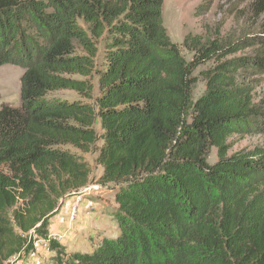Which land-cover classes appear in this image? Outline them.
<instances>
[{"label":"trees","instance_id":"trees-1","mask_svg":"<svg viewBox=\"0 0 264 264\" xmlns=\"http://www.w3.org/2000/svg\"><path fill=\"white\" fill-rule=\"evenodd\" d=\"M162 5L0 0V66L24 70L20 105L0 107V264L29 253L89 186L87 154L114 193L118 234L89 253L51 240L49 264H264V150L229 155L230 137L264 134V108L238 81L242 70L264 78V0L250 4L255 34L186 35L189 64ZM210 63L193 102L192 73Z\"/></svg>","mask_w":264,"mask_h":264},{"label":"rangeland","instance_id":"rangeland-1","mask_svg":"<svg viewBox=\"0 0 264 264\" xmlns=\"http://www.w3.org/2000/svg\"><path fill=\"white\" fill-rule=\"evenodd\" d=\"M209 10L203 12L206 6L210 3ZM252 0L241 2L239 0H163L162 5V21L163 26L167 31V34L172 43L177 44L179 47L181 56L184 58L185 62L189 64L192 61V54L182 47L183 39L186 35H198L203 39H214V37L219 34V38L224 39L228 36L233 37L234 40H239L240 38H245L247 35L255 34L258 31V24L260 19L256 18L252 11L250 10V4ZM197 13V15H196ZM97 48L99 53H101L103 46L102 42L97 43ZM251 49H248L242 53L237 54V56L249 55ZM211 63L205 66H200L194 69L192 76L195 78V85L192 90V101L195 102L199 97H201L205 92V81L203 80L201 73L211 67ZM23 68L14 65H3L0 66V107L2 105H10L12 107H18L20 105L19 92H20V77L23 73ZM239 83L244 82L245 85H250L253 88V102L260 108H264V78L253 76L250 72H244V70L238 73ZM92 83L95 87L94 97L98 95L97 81L94 78ZM57 98L59 99H75L76 95L70 92L58 93ZM96 131L99 132V126L96 124ZM229 143L232 148L229 151V155L236 153L241 150L252 151L254 149L264 150V134H249L244 137L232 136L229 139ZM96 154H87L83 156V159L89 164L91 169V181L89 185H99V190H92L91 194L83 195L80 201L77 203L78 194L72 196L71 198L62 201L61 208L59 212L54 216L58 220L61 218L60 212L63 207L66 206V202L72 201V206L68 207L67 219L65 224V232L67 234L73 233V229H77L80 226V235L82 241L95 242L98 240L100 235H95L94 238H85L84 234L87 232H93V226L89 227V231L85 230L90 225H94L95 216L91 214L97 211L95 208L105 207V210L114 211L116 206H114V193L110 186H102L98 183V179L101 176L102 169L95 162ZM209 163L216 161V151L212 149L210 151ZM98 195V196H97ZM105 201L106 205L98 203L97 206L93 203L90 204L89 208H86L83 204L87 200ZM78 205H77V204ZM76 208V214L74 220H70V212L72 208ZM110 214H113L112 212ZM53 217V218H54ZM52 218V219H53ZM51 219V220H52ZM113 220L115 221L114 217ZM111 225L104 227L109 232L108 236L118 233L117 223L112 222ZM51 222V221H50ZM116 222V221H115ZM68 226H67V225ZM87 225V226H86ZM86 227L85 229H82ZM55 225H49L48 231L54 230ZM65 233V234H66ZM50 238L55 243L59 244L62 248H67V235L64 234H52L48 232V236L45 238ZM113 238V237H109ZM43 239V238H39ZM91 249V248H90ZM81 251H87L88 247L82 244L79 248ZM51 252V251H50ZM50 252H42L37 255H30L29 253H24L17 255L16 264H45L46 261L49 262ZM41 256H46V258L39 260ZM39 258V259H38ZM38 259V261H34Z\"/></svg>","mask_w":264,"mask_h":264},{"label":"crops","instance_id":"crops-1","mask_svg":"<svg viewBox=\"0 0 264 264\" xmlns=\"http://www.w3.org/2000/svg\"><path fill=\"white\" fill-rule=\"evenodd\" d=\"M91 203L92 204L94 203L96 205L95 207H99V206H97L98 203H101L103 205H106L105 204V201H103V200H101V201L100 200H98V201H91V199L90 200H87L86 202H84L83 205L86 208H89ZM71 204H72V201L71 200L68 201V202H66V206L63 207L62 211L60 212L61 218H59V220H58L56 217H54L51 220V222H50L51 225H55L54 230H52V231L49 230L48 231L50 235H52V234H54V235H56V234H64V235H67V241L68 242H67V248L65 249L66 252L89 253V252H91V249L90 248H92V244L93 243L98 242L103 237H106V238L113 237L114 238L118 234V233H116V234H113V235L108 236L109 232H107V229H104L105 226L109 228V225H111L110 222H111V220H113V214H114L113 213L114 211H111V210L107 211V210H105V207L95 208L97 211L95 213L93 211V212H91V214H93L96 217L95 218V222L96 223L94 225L92 224V225L88 226L87 229H85L86 227H83L82 228V229H85L87 231L89 229V227L93 226V229H94L93 232H87V233H85L84 234V237L86 239L88 237L91 239V238H94L95 235H100V237L98 238L97 241H95V242L82 241L81 235H80V226L77 229H73L72 230L73 233L70 232V234H67L65 232V228H66L65 227V224H63V223H66L67 212L69 210L68 207L72 206ZM114 206H116V205L114 204ZM111 212L113 214H110ZM112 222L116 223L114 220ZM112 227H114V230L117 229L115 227V225L112 226ZM85 243H86V246L88 247V250L87 251H81V250H79L80 246L82 244H85ZM51 254H52V252H50V254H48V255H51ZM39 258L38 259L41 260V259L46 258V256H41ZM38 259H35L34 261L37 262ZM45 264H49V262L46 261Z\"/></svg>","mask_w":264,"mask_h":264},{"label":"built area","instance_id":"built-area-1","mask_svg":"<svg viewBox=\"0 0 264 264\" xmlns=\"http://www.w3.org/2000/svg\"><path fill=\"white\" fill-rule=\"evenodd\" d=\"M100 186L99 185H89L86 188H83L82 190L79 191L78 193V197L77 199V203L80 201V199L83 197V195H88L91 194L92 190H99ZM76 203V204H77ZM78 205V204H77ZM75 214H76V208H72L71 212H70V220H74L75 218ZM50 238H43V239H33L32 242V249L30 251V255H37L40 254L42 252H50V248H49V242H50ZM53 241V240H52ZM18 256H15L13 258H11L10 260H8L6 263L7 264H16V260H17Z\"/></svg>","mask_w":264,"mask_h":264}]
</instances>
